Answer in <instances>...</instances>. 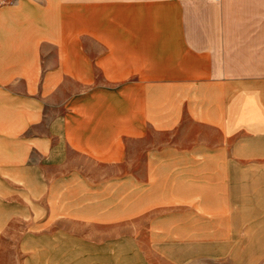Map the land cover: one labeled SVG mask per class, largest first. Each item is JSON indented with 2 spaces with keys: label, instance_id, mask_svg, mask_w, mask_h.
Returning <instances> with one entry per match:
<instances>
[{
  "label": "crops",
  "instance_id": "1",
  "mask_svg": "<svg viewBox=\"0 0 264 264\" xmlns=\"http://www.w3.org/2000/svg\"><path fill=\"white\" fill-rule=\"evenodd\" d=\"M240 24L257 32L184 0H0V251L17 229L33 264H154L194 236L235 136L264 133L263 27Z\"/></svg>",
  "mask_w": 264,
  "mask_h": 264
},
{
  "label": "rangeland",
  "instance_id": "2",
  "mask_svg": "<svg viewBox=\"0 0 264 264\" xmlns=\"http://www.w3.org/2000/svg\"><path fill=\"white\" fill-rule=\"evenodd\" d=\"M192 22L229 21L226 35H253L257 29L243 28L241 22L260 23L264 35V0H184ZM240 24L239 26H237ZM263 24V25H262ZM234 26V27H233ZM219 28L201 32L216 35ZM263 104V103H262ZM260 108L259 112H261ZM264 111V110H262ZM203 175H205L203 173ZM215 176V174H214ZM219 177L220 175L217 174ZM209 190L211 201L203 204L202 219L190 222L194 236L171 240L165 253H148L154 264H264V133L251 132L235 136L233 172ZM206 183L203 180V186ZM203 202L208 189H202ZM227 194V210L221 205V195ZM217 194V196H216ZM224 207V208H223ZM223 208V211H221ZM4 238L0 264H33L34 253L27 252L34 238L11 231ZM25 249V250H24Z\"/></svg>",
  "mask_w": 264,
  "mask_h": 264
}]
</instances>
